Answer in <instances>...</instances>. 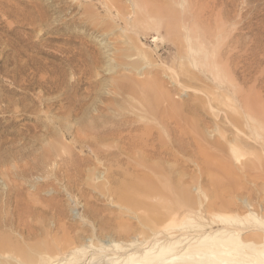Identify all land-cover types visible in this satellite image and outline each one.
Wrapping results in <instances>:
<instances>
[{
  "label": "rangeland",
  "instance_id": "rangeland-1",
  "mask_svg": "<svg viewBox=\"0 0 264 264\" xmlns=\"http://www.w3.org/2000/svg\"><path fill=\"white\" fill-rule=\"evenodd\" d=\"M178 1L118 0L116 3L123 9V20L125 19L127 23L120 21L121 24L115 26L113 24L115 21L113 16L116 17V14L114 12H112L113 14H106V11L98 0H61V2L60 0H0V218H3L2 220L0 219V222L3 221L0 223L3 224L0 233L6 231L5 235H16L15 232L11 233L14 229L9 226L10 223L18 215H25V212L28 210V213H30L32 207H36V209H32V212L33 210L35 211L34 226L38 225L39 230L42 229L40 230L42 231V235L37 237L38 239L36 238L35 241L37 243L41 242V244L42 242L52 243L53 240H57L58 244H63V237H73L74 235L78 238L76 245L83 248L93 244L106 245L111 241L124 242L125 239L117 235L118 227L122 226L123 223H126V226L129 224V226L134 228L138 226L139 220L136 216L138 214L139 217L141 216L140 214L143 216L145 213L142 211L143 209L133 212L129 207L118 203L116 196L109 192V189L113 190L117 185L115 186L111 182L108 184L105 177L107 176L105 173L107 170L105 169L112 168L117 174L121 173V170L124 171V165L117 166L106 163L105 166H101L102 161H100L97 164L100 167L99 169L98 167L95 169L92 165L79 166L82 171L85 169V173L88 171L91 179L83 177L80 182H75L76 177L72 175V172L68 173L69 178H67L65 172L59 170L60 161L58 163V159L60 160V158H57L56 163L58 172H55V163L52 162L47 166L43 165L41 161L38 162L44 155L45 145L48 144H55L60 152L63 151V147L70 148L69 151H72L73 155L77 154L82 159L90 156L89 150L80 149L78 144L75 146V143L71 139L72 136L67 134V137H65V134L67 133V129L73 132L81 125L93 122L91 116L97 114V112H103L110 116L113 113H117L116 116H118L112 117L113 119H110L111 122L119 119L120 116H126L130 119L132 117V119L135 118L134 120L139 119L140 122L144 121L141 120L143 118L142 114L145 112L144 108L140 109L142 107L140 106L141 104L131 99L130 96V100H128L129 97L126 95V99L128 97L127 100L123 98L119 101V98H117V102L113 101L110 87H112V81L119 78V76L126 75L127 79L132 78L134 80L136 77V80L139 81L140 78L144 80L146 77H152L153 74L157 75L160 83L162 82L168 90L173 104L176 103L177 109L180 108V112L179 110L178 112H174L172 110L174 108H170L171 105L168 104L169 106H167L165 103L159 102L155 115H153L154 118L151 115V118L156 122V118H159L157 116L158 113L160 115L165 111V113L171 114V116L174 113L177 114L173 116L176 121L171 119L170 115L171 121H166L169 118L166 117L167 114H164L163 117H166V119L164 120L163 118L162 121L164 120L165 122H163L166 125L169 123L167 126L162 121L160 122V119L157 120L160 124L158 122L155 123V125L159 124L157 128L152 123L155 126V141L159 139L160 143L159 140L156 143L160 146L166 145V147H170V140L173 136L177 134L175 137L178 139V135L181 134L179 135V139L180 137L183 138L184 136L182 137V135L186 134V131H190L188 133L189 137L186 134L187 137H185V140H182L183 143H186V140L188 142L191 137L196 142V139L198 141L201 139L202 142H198V144L200 146L203 144V147L206 148L210 147L217 140L225 143L226 140L228 141L233 138L234 133H238L236 131L237 128L234 126L235 129L231 123H234V118L240 117L239 121L240 123L243 121V123H241L242 130L239 129L240 133L238 134L246 140H252L256 146L255 148L243 149L244 156L242 163L253 160L257 156L264 162V147L263 149L261 147L262 145L264 146V0H184V4H182L183 0ZM67 3H73L72 5L75 8H68ZM177 4L180 6H177ZM150 7L153 10H161L159 11L160 14L156 15L157 13H153L154 11L152 12ZM92 12L101 15L99 21L104 19L105 23H111L110 29L112 27L113 30L111 29V32L113 33H109L111 37L109 36L110 42L107 43L112 42L119 49H122L124 44L122 50L127 49L129 46L131 47V43H134L140 46L141 50L148 55V61L136 57V55L134 56L131 53V56L128 58L123 56L125 58L122 59L121 57V61L125 64H122L118 68V71L116 69L107 71L109 65L114 64V67L115 63L111 54H105L100 69V75H103V80L100 79L99 85L96 86L97 88L94 87V90H90V94H87L88 85L82 83H87V81L83 79L79 70L73 71L71 69V58L73 52L79 49L84 50V45H88L91 48H99L98 43L105 41L106 36L101 32L87 30L84 25L79 26L81 24L77 20H80L82 13H91L93 15ZM135 16H137L136 19ZM155 16H158V18ZM91 20L94 23L93 18ZM181 22L184 26L180 25ZM114 23L116 24V21ZM157 29L159 32H157ZM154 35L160 36L161 40L158 43L152 42ZM106 41H108L107 37ZM129 42L130 44H128ZM175 44L182 47L181 51L183 50L184 54H188L185 55L187 59L182 60L184 63L183 69L185 70L183 74L178 75L174 74L175 72H181H178L181 69L180 66L178 67V62H180L178 59L179 47ZM106 50L102 49L101 53ZM110 53H113V51H110ZM194 55L195 57H193ZM207 57L209 59H206ZM136 58H138L137 60L140 59L139 64L131 68L128 63ZM203 60L209 62L205 63ZM190 61L194 62L193 66ZM186 65L189 66L187 67ZM137 67H140L139 70ZM138 71H140V74ZM147 73L149 74L148 76ZM218 75H221V77ZM96 78L98 79V77ZM68 81H77L83 84L79 85V88L77 87V91L73 88L71 89L73 92L78 93L79 99L81 97L85 98V107L83 108L86 112L84 115L81 114L83 113L82 110V112L78 111V114L76 112H65L67 108L64 110L65 101L60 99V97L61 92L70 88L69 85L71 84ZM62 88L63 90H61ZM135 103L140 106L139 109L141 111L143 110L142 113L136 107L138 105L136 104L135 106ZM6 105L7 107H5ZM246 105L247 107L249 106V109L251 107V109H246ZM159 107L164 108L158 109ZM138 111L141 114H138ZM71 113H75V115H71ZM143 115L145 117L147 113ZM149 115L145 117L147 123H151L152 121L148 117ZM178 117L181 119L177 120ZM106 120L110 121L109 119ZM255 122H259L260 124H256ZM181 123H184V125L188 123L185 125L187 127L183 126L179 129L182 125ZM176 125L178 127V129L176 128L177 131L175 129ZM193 126L198 133L194 132ZM156 131H158L159 136ZM243 132H247V134H243ZM254 135H257L256 138ZM52 136L53 140L56 138L58 141H53ZM195 141L190 140L192 143L189 146L183 144L189 148L187 150V147H185L186 152H178L177 149H172L173 154L177 155L176 158L182 159L184 162L186 161L185 163L191 165L189 169L179 168L178 172L175 169L176 171H171V173L163 170L159 174H167L163 176L167 177L166 179L169 181L168 186L173 191H185L192 199L200 200L202 204L199 206L201 207L195 210L198 211L200 208L203 209L210 200L208 196L212 192V189L205 185V179H214L217 176L214 171L209 174L198 173L192 167L194 165L193 160L200 153V150L196 149L193 145ZM112 145L115 146V143L109 146L112 147ZM174 151L177 152L175 153ZM182 154L187 155V157H183ZM63 155L64 157L66 156L65 153ZM175 163L174 161H169L167 165L171 164L175 166L178 164ZM91 170H95L93 171L95 178L94 175H91ZM254 171L255 174L252 171L251 176L257 179V183H255L256 187L254 184H248L251 182L246 181L245 183V180H243L242 183L245 188L239 202L251 200L250 202L256 206L264 202V168H258ZM168 173L170 174L168 175ZM173 173L176 174L172 176ZM116 174L113 177L117 180V183L122 182V177L120 178ZM157 175L158 173L155 174V176ZM177 175L180 180L175 178ZM254 179L253 181H255ZM99 182L105 183L106 190H94L89 185H96ZM261 191L263 192V197ZM224 195L221 197L225 199L231 197L228 193ZM156 197L150 198L149 202L152 203L153 198L155 200L153 204L161 201L162 198L160 196ZM26 201L27 204L30 203L28 205L30 209L25 206ZM32 202L35 204H32ZM22 207L23 209H21ZM164 210L162 209V212ZM213 212L209 216L219 214L229 217L234 214V211L225 210L224 212L223 209L220 211L217 209ZM229 212L232 214H227ZM13 214H15L14 217ZM38 214L41 215V219L40 217L37 218ZM4 215L6 219H4ZM25 218L27 219L26 216ZM119 223L121 224L119 225ZM132 223L134 224L131 225ZM116 224L119 226L115 228ZM113 226L117 231L113 229ZM141 229L142 231L144 230L143 232L151 233V230L147 227L138 226V229L136 228L138 232ZM131 239H137V236L131 234ZM31 241L34 243V240ZM90 250L88 249L90 252L88 255L91 254L92 250ZM87 258H84L83 262L81 261L82 263L79 264H88Z\"/></svg>",
  "mask_w": 264,
  "mask_h": 264
},
{
  "label": "bare ground",
  "instance_id": "bare-ground-1",
  "mask_svg": "<svg viewBox=\"0 0 264 264\" xmlns=\"http://www.w3.org/2000/svg\"><path fill=\"white\" fill-rule=\"evenodd\" d=\"M95 1H97V0H95ZM60 2H61V0H60ZM75 2H78V1H75ZM98 2L104 8V10L106 11V14H113L112 12H114L116 14V17L113 16L115 18V21H116V24L114 23L115 21L113 22V24L115 26H117V24L120 25L121 24L120 21H125V19L123 20V18H124L123 9H121V7H119L116 3V2H118V0H98ZM182 2H183L182 4H184L185 1L183 0ZM62 3H64V2H62ZM72 4L67 3L68 8H70V9L75 8L74 5H72ZM178 5L179 4H177V6ZM146 9H147V7H146ZM148 10H149V8H148ZM180 10H181V7H180ZM151 11L152 12L154 11L153 13H157L156 15H159L160 14L159 11H161V10H157V9L153 10L151 8ZM163 11H165V10H163ZM183 11H184V9H183ZM136 12L139 15V12L137 10H136ZM98 13H99V11H98ZM152 14L150 15V18L152 16ZM148 15H149V13H148ZM100 16L101 15H97L94 13H93V15L91 13H89V14L82 13L80 20H77V21H79V24H81L79 26L84 25L87 28V30H93V31L101 32L104 36L107 37L108 41H106V37H105V41L107 43V42H110V39H108V38H109L110 34L113 33V32H111L113 29H112V27H111L112 30L110 29L111 23L110 24L105 23L106 21L104 19L99 21ZM136 17L137 16H135V19H136ZM141 17L143 18L142 15H141ZM155 17L158 18V16H155ZM92 18L94 20V23L91 20ZM140 20H142V19H140ZM155 24H157V23H155ZM141 25L143 26V24H141ZM180 25H183L182 22ZM134 29H136V28H134ZM144 29H143V31H144ZM157 32H159V30ZM189 33H190V31H189ZM189 36H191V35H189ZM160 40H161V38L159 35H154V39L152 42L158 43ZM105 41L104 42L100 41V43H98V45L100 46L99 48H91L88 45L87 46L84 45V47H85V48H83L84 50L79 49V50L73 52V54H72L71 69L73 71L79 70L83 79H85L87 81V83L81 81L84 85H88V88H87L88 93L87 94H90V90L92 91V89L94 87L99 85L98 82L103 77V75H100V69L102 67L101 66L103 64L102 59H103V56L105 54H108V55L111 54V56L114 58V63H115L114 67H113L114 64L109 65V68L107 71H112L115 69L118 71V68H120V66L122 64H125L121 60L125 57H127V58L130 57L131 53L134 56L136 55V57H139L141 59L143 58V60L146 59L148 61V55L144 51L141 50L140 46H137L134 43H131V47L125 46L128 48L122 50L124 48V44L122 46L123 48L119 49V47L115 46L114 43L111 42V43L106 44ZM128 44H130V42ZM121 45H122V43H121ZM175 45H177V44H175ZM110 46H111V48H110ZM177 47H179V49L178 48L177 49L179 51L178 59L180 61V62H178V61L177 62L179 64L178 67L179 66L181 67V69H179L178 72H180V71L181 72L180 73L175 72L174 73L175 75H178L181 73L183 74L185 69H183L184 63L182 60L186 58L185 55H188L187 53L184 54L183 50L181 51L182 47L180 45H177ZM102 49H105V50L107 49V50L101 53ZM110 51H113V53H110ZM187 51H188V49H187ZM123 56H125V57H123ZM121 57H122V59H121ZM193 57H195V55ZM137 59L138 58L131 60L130 63H128V65H130L131 68L136 67L139 64V60H140V59L139 60H137ZM203 59H204V57H203ZM206 59H209V58L207 57ZM203 61H205V63L209 62V61L206 62V60H203ZM192 62H191V65L193 66L194 62L193 63ZM75 63H77V64H75ZM186 66L188 67L189 65H186ZM123 67H121V68H123ZM139 68H138V70H139ZM153 68H155V67H153ZM158 68H159V65H158ZM135 70H137V69H135ZM213 71H214V69H213ZM69 72H70V70H69ZM129 72H131V71H129ZM138 72L140 74V71H138ZM143 73H145V72H143ZM136 75H137V73H136ZM145 75H146V73H145ZM148 75L149 74L147 73V76ZM125 76H119V78L114 79V81H112V83H111L112 84V87H110L112 90L111 95L113 96L112 98H113L114 102L115 101L117 102V100H118L117 98H119V101H120L123 98L126 99V95L128 97L130 96L131 99H134L135 101H137L138 104L140 103L141 104L140 106H142V107H140L137 103H135V106L137 104L138 106H136V107H138V109H139V107H140V109L144 108L147 115L150 114L148 116L150 118H151V115H152V117H153V115H155V112H156L155 110H156L159 102L165 103L167 106H169V105L173 106V107L170 106V108H174V109H172L174 112H178V110L180 109V108L177 109L178 106L175 105L176 103L173 104V102L171 101V96H170L168 90L166 89L165 85H163L162 82L160 83L157 75L153 74L152 77L149 76L148 78L146 76H144L146 78L144 80H142V78H140L141 81L139 79H138L139 81H137L136 77L134 80L132 78L127 79V77H125ZM156 76H157V78H156ZM218 76L221 77V75H218ZM96 77H98V79ZM116 77H118V76H116ZM176 81H177V79H176ZM69 83L71 84V85H69L70 88L68 90L66 89L64 92H61L60 99L65 101V105H64L65 109L64 108L63 109L66 110V108H67V110L65 112H68V113L69 112H76L77 113L78 111L82 110L83 113H81V114L84 115L86 110L83 107H85V101L86 100L84 97L83 98L81 97V99H79L80 97H79L78 93L73 92L71 89V88H73L77 91V87L79 85H83V84H80L77 81H73V82H69ZM63 88L61 90H63ZM128 97H127V99H128ZM130 97L128 100H130ZM173 99H174V97H173ZM59 101H61V100H59ZM127 102H129V101H127ZM131 102H133V101H131ZM131 102H130V104H131ZM132 106H134V105H132ZM5 107H7V105ZM136 107H135V109H136ZM164 107L168 108L166 106H164ZM164 107H159L158 109L164 108ZM138 109H136V110H138ZM169 109H168V112H169ZM246 109L250 110L251 107L249 109V106L247 107V105H246ZM140 112L142 113L143 110L142 111L140 110ZM140 112L138 114H141ZM145 112L143 114L146 115ZM179 112H180V110H179ZM72 114L75 115V113H71V115ZM116 114L117 113H113V115L110 116V115L104 114L103 112H97V114H93L91 116L93 122H89L85 125L83 124L73 132L71 130L69 131V129H67V133L65 134V137H67V134L69 136H72L71 139L75 143V146H76V144H78V147L80 149H84L85 151L89 150V153L91 154L90 156H86L85 158L82 159L79 155L77 156V154L73 155L72 151H69L70 148L67 149V148L63 147L62 149L64 152L63 151L60 152L55 144L54 145L48 144V145H45V149L43 148L45 150V152L43 153L44 155L42 156V158H40V160L38 162L41 161V163L43 165L48 166L52 162L56 164L57 158H60V160L58 159V163L60 161L59 170L62 172H65V176L67 178H69L68 173L72 172L73 174L72 173L71 174L76 177L75 182H80L83 177H87L89 180L91 179V176H89L90 174L88 173V171H87V173H85V171H84L85 169L83 168L84 170L82 171L79 168V166L83 167V165H87V166L92 165L96 169L98 167L97 164L100 161H102L100 164L101 166H105L106 163L114 164L117 166H119L121 164L124 165V167H125L124 171L121 170V173H117V174H116L115 170L113 171L112 168L105 169V170H107V172H105L107 174V176H105L107 179V183L109 184L111 182L112 184H115V186L117 185L115 189H113V190L109 189V192H110V194H114L116 196L118 203H120L121 205L129 207L133 212L134 211L136 212V210H140V209L142 210L143 209L142 211H144L145 213L143 216H142V214H140L142 217L141 216L139 217V214H138V216H136L137 213L135 215L136 217H138V220H139L138 226L147 227L148 229L151 230V233L143 232L144 230L142 231V229L138 232V230H136V228L138 229L137 225H136L137 227L134 228L132 226H129L128 223H127L128 226H126V223H123L122 226L120 225L121 223H119L120 226L117 224H116L117 226L115 225V228L119 226L117 229L118 231L114 228V226H113V229H115L117 231V233H118L117 235L120 238L123 237L125 239L124 242H112L111 241L109 244H106V245H104V244H96V245L93 244L90 246L88 245L89 247L83 248L82 246L79 247L76 245V243L78 242V238L74 235L73 237L72 236L71 237H68V236L63 237V239H62L63 244L61 242H60L61 244H58L57 240H55V241L53 240L52 243H46V242L45 243L42 242V244H41V242L37 243L35 240L37 237H40L42 235V231H40L42 229L39 230V228L37 227L38 225L34 226L35 223H33V219L35 218V211L33 210V212H32V209H36V207H34V208L32 207V209H30V207L28 205L31 202L28 200L30 203L27 204V201H26L25 206L29 207L30 213H28V211H29L28 209H26V210H28L26 212H25V210H23V212H25V215H18V216L16 215L17 217H15V219L13 218L14 221L11 222L10 225L5 222L9 226H11V228L13 227L14 230L11 233L15 232L16 235H11V234L5 235L6 231L3 232L4 234L0 233V264H52V263H54V264H79V263H82L83 262L82 260L84 258H87L88 256H89L87 258L88 264H264V214H262L264 212V202L260 201L261 203H259V205L257 204L258 206L257 205L255 206V204L251 203L250 202L251 200H249L248 202L247 201L246 202H239V200H241V198H242L243 191L245 188L244 184L242 183L243 180H245V183H246V181H249L251 183L247 182L248 184H251V185L254 184V186H255L256 185L255 183H257L256 182L257 179H254L255 177L253 178V176H251V172L253 171L254 172L253 174H255L254 170H256L258 168H260V169L264 168V162L260 158H258L259 156H257L253 160H249V161L242 163V158L244 156L243 149L245 150L246 148L247 149L255 148L256 146L253 144L252 140H250L249 138L248 139L250 141L246 140L244 137H240V135L238 134V133H240L239 129L242 130L241 123H243V121L240 123V121H239L240 117L234 118L233 119L234 123H231V125L233 124L232 125L233 127L235 126L237 128L236 129L234 127L236 129V131H238V133H234L233 138L231 140H228V141L226 140L225 143L220 141V140H217V141L213 142L210 147L206 148V147H203V144H202V146H200V144H198V142H202L201 139H200V141H198V139H196L197 140V142H196L195 139L192 138L191 136H190L191 138L189 139L188 142L186 140V143H183L182 140L183 139L185 140V137H187V135L190 131L189 132L186 131L187 135L183 132L184 134L182 135V137L183 136L184 137L183 138L180 137V139H179V135H181V134H179L178 139H176L177 137H175V136L177 134L176 135L174 134L175 131L173 129H172L174 131L173 135H175V136H173V138L170 140V147L169 146L166 147V145L160 146L159 144H157L158 143L157 141L159 139H157L155 141L154 129H155V126L157 128V126L160 124L157 120L160 119L159 121L161 122L162 119L164 118L163 117L164 114L165 115L167 114V113H165V111H164V113L162 112L160 115H158L159 113L158 114L156 113L157 116H159V118L155 117L157 119L156 122L153 119L154 117L151 118L152 119L151 123H147L145 121L146 120L145 117H147V115L144 117L143 114H142L143 118L141 116L142 119L141 118L140 119L142 121L144 120L145 122L144 121L140 122L139 119L134 120L135 118L132 119V117L130 119L126 116H120L119 119L113 120L111 122L110 119L112 117L118 116V115L116 116ZM248 114H250V113L248 112ZM167 115H166V117L169 118V115H170V118L174 119L173 116L177 115V114L174 113V115H172V116H171V114H169L168 116ZM166 117L164 118V120L166 119ZM170 118L166 119V121L170 120ZM106 119H109L110 121H108ZM178 119H181V118L178 117L177 120ZM147 120H148V118H147ZM157 122L159 124L155 125V123H157ZM164 122H163V124H164ZM152 123L155 126H153ZM255 123L257 124L259 122H255ZM181 124L182 125L179 127V129L188 123H185V125H184V123H181ZM164 125H166V123ZM249 125H250V123H249ZM172 126H174V125H172ZM159 127H161V126H159ZM185 127H187V126H185ZM193 127H192V129L194 130V132L198 133V131L195 129V127L194 128ZM176 128L178 129L177 125L175 126V129ZM177 129H176V131H177ZM184 129H187V128H184ZM169 130H171V129H169ZM156 132L158 133V131H156ZM180 133H182V131H180ZM244 133L247 134V132H243V134ZM157 135L159 136V133ZM254 136L256 138L257 135H254ZM188 137H189V135H188ZM52 140H53V136H52ZM54 140L58 141V140H56V138ZM190 140H194L195 141V143L193 144L194 147L196 149L200 150L199 151L200 153L193 160L194 165H192V167H194V169L198 173L209 174V173L214 171L216 173V176H217L214 179H207V178L205 179V181H204L205 185L210 187L212 189V192L208 196V198L210 200L203 207V209L200 208L198 211H195V210H196V208L201 207V206H199L202 204V202L200 200L192 199L191 197H189V195L185 191H173L168 186L169 181H167L168 180V179H166L167 177L165 178L163 176V175L166 176L167 174H163V173H162V175L159 174L163 170L171 173V171H174L175 169H177V172H178L179 168L180 169L181 168L182 169L183 168L189 169L191 167L190 164L185 163L186 161L184 162V160L176 158L177 155L175 156L172 152L173 148L177 149L178 152L179 151L180 152L181 151L186 152L185 147H187V150H188L189 149L188 146L192 143V142H190ZM49 143H51V142H49ZM112 143H115V146H113V145H112V147L109 146ZM159 143H160V140H159ZM162 143H164V142L162 141ZM183 144H186L188 146L183 145ZM58 146L60 147V145H58ZM261 147L263 149L264 146L262 145ZM44 150H42V151H44ZM64 153L66 155L65 157L63 155ZM187 153H188V151H187ZM184 156L187 157V155H183V157ZM169 161H174V163L177 162L178 164L175 163V164H177V165L174 164L175 166H172L171 164L167 165V163ZM236 164H238V165H236ZM36 166H38V165H36ZM42 167H44V166H42ZM99 168L100 167H98V169ZM117 168H119V167H117ZM57 169L58 168H57V164H56L55 172L59 171V170L57 171ZM93 171H95V170H93ZM93 171L91 170V172H92L91 175H94V178H95V174H93ZM118 171L120 172V170H118ZM25 173H26V171H25ZM157 173H158L157 176H159V177L155 176V174H157ZM170 173H168V175ZM114 174H116L118 177L120 176V178L122 177L123 181L117 183V180L113 177ZM119 174H121V175H119ZM175 174L173 173L172 176H174ZM178 175L175 178H178ZM178 179L180 180V178H178ZM253 179L255 181H253ZM173 181H174V179H173ZM252 181H253V183H252ZM72 182H74V181H72ZM75 182H74V184H75ZM263 182H264V180H263ZM170 183H171V181H170ZM198 183H199V181H198ZM104 184L105 183L99 182V184H96V185H91V184H89V185L91 187H93L94 190L96 189V190L104 191V190H106V187ZM176 186H178V185H176ZM180 188H181V186H180ZM38 189H39V187H38ZM53 190H54V188H53ZM88 191H90V190H88ZM257 191H259V190H257ZM198 192H200V191H198ZM225 193H228L229 196L231 195V197L227 198V199L221 197ZM262 193L263 192L261 191V194ZM80 194H81V192H80ZM263 194H262V197H263ZM156 196H160L162 198L161 201L153 204V202L155 201L153 198V202L152 203L149 202L150 198L156 197ZM156 201H157V199H156ZM32 204H35V203L32 202ZM23 207L21 209H23ZM160 209H161V212H160ZM162 209H165L164 212H162ZM217 209L219 211L223 209L224 212H225V210H230L232 212L234 211V214H232L231 212L227 213V214H230V213L232 214L229 217L219 215L217 213H215L217 215L212 214L211 216H209V214L214 213L213 211H215ZM20 211H22V210H20ZM235 211H237V213H242V214H237V213H235ZM141 212H139V213H141ZM26 213H28V214H26ZM14 215L15 214H13V217H14ZM25 216L27 217V219L25 218L26 220L24 219ZM40 216L41 215L38 214L37 218ZM28 218H30V219H28ZM0 219L2 220L3 218L1 217ZM4 219H6L5 215H4ZM40 219H41V217H40ZM28 220H30V221H28ZM4 221H6V220H4ZM10 221H11V219H10ZM2 222H0V223H2ZM133 224L134 223H132L131 225H133ZM135 224H137V223H135ZM55 225H57V224L55 223ZM2 227H3V224H0V229ZM4 227H5V225H4ZM3 231H4V229H3ZM10 231H11V229H10ZM38 232H40V233L36 234ZM131 234L136 235L137 239H131L130 240ZM31 240H34V243H32ZM29 241H31V243H29ZM37 241H39V240H37ZM88 249L92 250V251L90 250L91 251L90 255H88V253H90L88 251ZM90 256H92V257H90ZM94 256H97V257H94Z\"/></svg>",
  "mask_w": 264,
  "mask_h": 264
}]
</instances>
